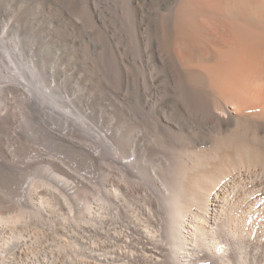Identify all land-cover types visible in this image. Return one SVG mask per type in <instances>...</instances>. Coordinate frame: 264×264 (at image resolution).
<instances>
[{
  "label": "rangeland",
  "instance_id": "rangeland-1",
  "mask_svg": "<svg viewBox=\"0 0 264 264\" xmlns=\"http://www.w3.org/2000/svg\"><path fill=\"white\" fill-rule=\"evenodd\" d=\"M140 19L132 0H0V264L160 258L143 238L168 211L164 176L190 157V111L172 94L178 138L164 137L154 19Z\"/></svg>",
  "mask_w": 264,
  "mask_h": 264
},
{
  "label": "bare ground",
  "instance_id": "bare-ground-1",
  "mask_svg": "<svg viewBox=\"0 0 264 264\" xmlns=\"http://www.w3.org/2000/svg\"><path fill=\"white\" fill-rule=\"evenodd\" d=\"M132 6L139 30L154 19L145 46L148 66L163 72L164 137L178 138L171 95L180 94L190 111V159L164 176L172 199L160 226H151L155 242L147 245L144 237L142 245L159 248L155 264H227L229 249L239 253V264H264V0H132ZM246 186L251 190L232 193ZM27 215L21 210L10 219L24 222ZM4 223L1 217L3 246ZM207 241L216 246L214 256L204 250Z\"/></svg>",
  "mask_w": 264,
  "mask_h": 264
}]
</instances>
